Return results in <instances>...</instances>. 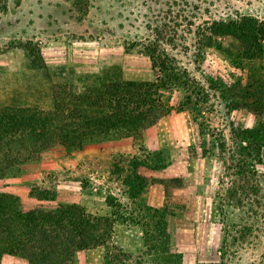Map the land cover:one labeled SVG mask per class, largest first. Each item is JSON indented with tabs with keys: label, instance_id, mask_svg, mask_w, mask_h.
I'll return each mask as SVG.
<instances>
[{
	"label": "trees",
	"instance_id": "obj_1",
	"mask_svg": "<svg viewBox=\"0 0 264 264\" xmlns=\"http://www.w3.org/2000/svg\"><path fill=\"white\" fill-rule=\"evenodd\" d=\"M9 1L0 0V14L7 12ZM74 1L87 8L83 0ZM155 30L145 40H121L111 45L110 53L101 55L96 67L55 70L32 43L12 47L24 52L27 66L34 72L27 73L24 82H18L20 86L0 93V178L19 175L27 164L39 161L56 147L72 153L92 143L124 137H133L138 145L143 134L173 110L192 113L202 154L208 155L213 150L208 148V138L214 133L212 119L205 113L220 94L226 117L241 108L264 116V77L259 74L264 55V18L239 14L206 19L190 31L192 42L167 37L170 29L163 26ZM223 38H231L237 46H225ZM208 48L221 52L245 74V64L254 65L246 80L238 77L236 94H227L201 72L199 61ZM188 50L194 59L186 62L183 56ZM176 92L181 96L174 103ZM227 95L244 101L235 103ZM214 146L229 180L219 195L221 211L226 205L246 208L259 204L264 198L263 183L253 168L263 159L264 120L251 128L232 127L230 135H220ZM125 160L127 169L121 166ZM170 162L166 149H143L141 156L115 157L113 173L123 177L122 188L120 193L106 194L108 214L92 212L81 203L54 204L56 184H34L31 205L17 194L0 193V264L5 254L29 264H73L79 251L98 246H104L107 264H133V258L136 264H182L170 222L173 216L185 214L186 200L169 192L168 187L180 186L183 181L179 177H152L161 174ZM157 183L167 187L162 209L140 202L145 189ZM124 227H136L143 233V249H137L135 255L120 235ZM240 228L230 237L225 223L222 260L209 264H226L227 249L238 245L254 225L248 221Z\"/></svg>",
	"mask_w": 264,
	"mask_h": 264
},
{
	"label": "rangeland",
	"instance_id": "obj_2",
	"mask_svg": "<svg viewBox=\"0 0 264 264\" xmlns=\"http://www.w3.org/2000/svg\"><path fill=\"white\" fill-rule=\"evenodd\" d=\"M83 3L86 9H82L80 2L74 0L9 1L7 12L0 14V93L9 92L13 87L20 86L18 82H24L23 78L25 79L26 74L34 72L27 66L24 52L15 51L16 49L12 48L22 42L32 43L41 49L47 64L55 70L59 67L66 69L76 66L96 67L101 55L105 56L110 53L108 50L111 45L121 40H145L153 36L158 27L163 26V28L170 29L167 37L170 35L178 37L181 42L184 40L192 42L193 33L190 31L194 30L203 20L235 17L239 14H251L264 18V0H83ZM222 42L225 46H237L231 38H223ZM105 45L108 46L106 50ZM183 59L186 62L194 59L191 50H188V55L183 56ZM200 59L201 72L213 79L218 86L227 91V94L228 92L236 94L234 85L238 77L246 80V74L254 67L246 63L245 74L244 70H237L228 58L213 48L206 49ZM30 84L36 85L35 82ZM180 96V92L174 94V103L179 101ZM226 98L233 99L235 103L244 101L238 96L234 99L232 95H227ZM222 100L223 97L220 94L219 98L216 97L213 100V106L208 108L209 112L205 113L213 123L211 131L214 134L208 138L209 149H214L215 141L220 135L229 136L230 129L244 123L246 117L256 122L264 120V116H258L248 108L234 110L226 117L220 102ZM173 112L174 119L172 122L169 120L171 124L178 120L187 122L192 117L191 112L188 114H178L175 110ZM195 126L199 134L196 123ZM181 129L182 134L186 125ZM141 141L138 142L136 155L141 156L143 149L154 150L153 146L147 144L145 138ZM181 149L182 147L179 146L169 151L170 161L173 154H178ZM188 149L194 151L192 147ZM262 157L261 163H257L253 169L260 174L263 183L261 194L264 196V151ZM121 166L127 169L128 161H123ZM52 171H49L44 178L49 185L57 184L58 180L65 179L64 171ZM124 175L126 173L122 176ZM96 177L102 179L101 184L108 185V189H111L108 192L120 193L123 177L119 178L114 173L111 176L96 175ZM152 177L165 179L163 172L154 174ZM77 179H81L86 186L83 189V199L86 200L85 203L90 207V211L94 212L97 208H102L101 200L95 199L97 193L91 188L90 176L79 175ZM101 181L96 178L92 179L94 184H99ZM75 185L76 196L79 197L80 184L75 183ZM183 186L184 184L169 185L168 190L172 193L176 188H183ZM28 204L32 202L29 201ZM255 204L246 208L226 205L221 211L224 221V226H222L225 227L226 223V229L231 233L230 237L237 235L235 231L241 229L243 223L249 221L254 225V230L244 239L242 237L238 240V245L227 249L226 264H264V198L259 204ZM248 207H253L251 208L253 211ZM130 229L129 232H121L123 241L125 236L130 237L132 241L137 240L138 228ZM137 247L139 250L143 249L141 241ZM136 248L130 250L134 255ZM135 259L133 258V264H136Z\"/></svg>",
	"mask_w": 264,
	"mask_h": 264
},
{
	"label": "crops",
	"instance_id": "obj_3",
	"mask_svg": "<svg viewBox=\"0 0 264 264\" xmlns=\"http://www.w3.org/2000/svg\"><path fill=\"white\" fill-rule=\"evenodd\" d=\"M259 66V74L264 77V55ZM177 113L188 114L189 111ZM191 118L187 122L178 120L171 124L169 122L174 119L172 111L149 128L143 134V139L145 138L147 144L153 146L154 150L166 149L169 152L179 146L182 147L178 154H173L170 164L163 171L165 179L179 177L184 184L183 188H176L172 193L185 198V214L173 216L170 222L173 243L183 256L182 264L219 263L222 260V246L225 238L219 195L222 188L227 187L229 180L225 163L218 156L217 149H213L208 155L202 154L201 138L197 133L195 122ZM256 123L254 119L246 117L244 123L238 125L251 128ZM185 125L186 129L182 135L181 128ZM187 147H192L194 151ZM136 154L137 143L133 137L92 143L85 149L72 153H67L62 147H56L44 153L39 161L27 164L19 175L0 178V193L11 192L19 195L27 205H29V201L33 204L34 199L30 196L31 187L34 184L49 185L44 179L49 171H64L65 179L57 181V199L53 203L86 205V200L83 199V189L86 186L81 179H77V176L89 175L92 183L91 188L97 193L95 199L101 200L102 203V208H97V211L108 214L110 209L105 203V197L111 189H108V185L101 184L102 179L96 175L99 177L111 176L114 171L113 162L116 155L134 156ZM94 178L101 182L94 184L92 182ZM75 183L80 184L79 190L82 195L80 194L79 197L76 196ZM166 189V185L162 183L150 185L143 192L140 202L162 209L165 206ZM86 206L90 210V207ZM129 230L131 231L126 227L122 231L129 232ZM136 232V241H132L128 236L123 237V242L130 249H135L140 241L142 242V231L138 229ZM104 256V246L84 249L78 252L77 261L73 264H107ZM1 264H29V262L18 256L5 254Z\"/></svg>",
	"mask_w": 264,
	"mask_h": 264
}]
</instances>
